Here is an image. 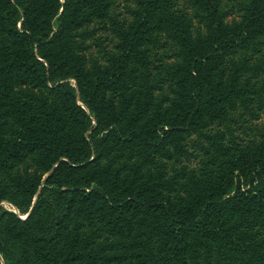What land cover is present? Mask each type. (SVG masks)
<instances>
[{"label": "trees", "instance_id": "obj_1", "mask_svg": "<svg viewBox=\"0 0 264 264\" xmlns=\"http://www.w3.org/2000/svg\"><path fill=\"white\" fill-rule=\"evenodd\" d=\"M2 203L0 264H264V0H0Z\"/></svg>", "mask_w": 264, "mask_h": 264}, {"label": "rangeland", "instance_id": "obj_2", "mask_svg": "<svg viewBox=\"0 0 264 264\" xmlns=\"http://www.w3.org/2000/svg\"><path fill=\"white\" fill-rule=\"evenodd\" d=\"M0 208H2V209H6V210H8V211H12V210H10V207L8 206V204L7 203H2V204H0Z\"/></svg>", "mask_w": 264, "mask_h": 264}, {"label": "water", "instance_id": "obj_3", "mask_svg": "<svg viewBox=\"0 0 264 264\" xmlns=\"http://www.w3.org/2000/svg\"><path fill=\"white\" fill-rule=\"evenodd\" d=\"M23 219V218H22Z\"/></svg>", "mask_w": 264, "mask_h": 264}]
</instances>
